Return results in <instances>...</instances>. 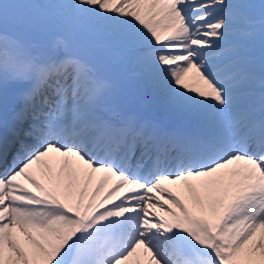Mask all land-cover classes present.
<instances>
[{"label":"snow or ice","instance_id":"snow-or-ice-1","mask_svg":"<svg viewBox=\"0 0 264 264\" xmlns=\"http://www.w3.org/2000/svg\"><path fill=\"white\" fill-rule=\"evenodd\" d=\"M0 264H264V0H0Z\"/></svg>","mask_w":264,"mask_h":264},{"label":"bare ground","instance_id":"bare-ground-1","mask_svg":"<svg viewBox=\"0 0 264 264\" xmlns=\"http://www.w3.org/2000/svg\"><path fill=\"white\" fill-rule=\"evenodd\" d=\"M126 70L127 69H122V71H126ZM134 92H135V95L136 96H143V92H142V90L139 87H136L134 89ZM143 107H144V111H145L146 114H149L150 115L152 113V109H151L150 106L144 105Z\"/></svg>","mask_w":264,"mask_h":264}]
</instances>
